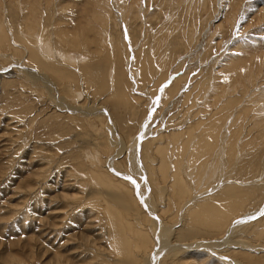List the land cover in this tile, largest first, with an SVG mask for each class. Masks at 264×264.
Wrapping results in <instances>:
<instances>
[{
	"label": "rangeland",
	"instance_id": "1",
	"mask_svg": "<svg viewBox=\"0 0 264 264\" xmlns=\"http://www.w3.org/2000/svg\"><path fill=\"white\" fill-rule=\"evenodd\" d=\"M233 262L264 264V0H0V264Z\"/></svg>",
	"mask_w": 264,
	"mask_h": 264
},
{
	"label": "bare ground",
	"instance_id": "2",
	"mask_svg": "<svg viewBox=\"0 0 264 264\" xmlns=\"http://www.w3.org/2000/svg\"><path fill=\"white\" fill-rule=\"evenodd\" d=\"M119 12H120V11H119ZM117 14H118V13H117ZM127 23H128V22H127ZM1 31H2V29H1ZM12 35H13V34H12ZM52 37H53V36H52ZM27 38H28V37H27ZM33 38H34V37H33ZM42 38H43V37H42ZM26 40H27V39H26ZM49 40H50V39H49ZM30 43H31V42H30ZM30 43H29V44H30ZM43 46H44V45H43ZM51 46H52V45H51ZM71 46H72V45H71ZM52 48H53V47H52ZM37 50H38V49H37ZM78 50H79V49H78ZM50 51H51V50H50ZM56 51H57V50H56ZM54 52H55V51H54ZM69 52H70V51H69ZM28 53H29V52H28ZM42 53H43V52H42ZM40 54H41V53H40ZM27 55H28V54H27ZM56 55H57V53H56ZM33 56H34V54H33ZM57 56H58V55H57ZM73 56H74V55H72V58H73ZM50 57H51V56H50ZM60 57H62V60H64V62H65V60H66L69 56L67 55V53H63V54H61V55L59 56V58H60ZM74 59H75V57L73 58V60H74ZM81 59H83V58H81ZM56 60H57V59H56ZM52 61H53V59H52ZM76 61H78V60H76ZM83 61H85V60H83ZM83 61H82V62H83ZM66 62H67V60H66ZM80 62H81V60H80ZM82 62H81V63L77 62V63H79V64H84V63H82ZM59 63H60V62H59ZM68 63H69V62H68ZM71 63H72V62H71ZM65 65H66V63H65ZM73 65H74V64H73ZM21 66H22V65H21ZM18 68H19V67H18ZM18 68H17V69H18ZM41 68H42V67H41ZM19 69H20V68H19ZM21 70H22V69H21ZM23 70H24V72H25L26 74H29L27 71H25V69H23ZM23 70H22V71H23ZM63 70H64V69H63ZM44 71H45V70H44ZM52 71H53V70H52ZM52 71H51V72H52ZM54 71H55V70H54ZM54 71H53L52 73H54ZM57 71H58V70H57ZM49 72H50V71H49ZM50 74H51V73H50ZM29 75H30L31 77H33L35 80H37V79H36L37 77H35L36 75H33L32 73H30ZM29 75H28V77H29ZM45 75H46V74H45ZM59 75H60V74H59ZM46 76H47V75H46ZM51 76H53V75H51ZM53 77H54V76H53ZM33 78H32V79H33ZM54 78H55V77H54ZM32 79H31V80H32ZM34 79H33V80H34ZM56 79H57V78H56ZM35 80H34V82H35ZM38 80H39V79H38ZM41 80H44V82H48V83L51 84V81L49 82V81H47V79L45 80V77H44V76H42V79H41ZM58 80H59V79H58ZM67 81H68V80H67ZM178 81H179V80H178ZM62 82H63V81H62ZM54 83H55V82H54ZM173 83H174V82H173ZM175 83H176V82H175ZM175 83H174V84H175ZM170 88H171V87H170ZM62 101H63V100H62ZM93 105H94V104H93ZM93 105H92V106H93ZM98 106H99V105H98ZM95 107H96V106H95ZM95 107H94V109H96ZM101 107H103V106H101ZM101 107H100V109L102 110ZM104 108H105V106H104ZM97 110H98V109H97ZM143 133H146L144 136L149 137V136H151V134H152L153 132H152L151 128H148V129H146V130L144 129ZM144 136H143V137H144ZM135 142H137V139H135ZM214 142H215V141H214ZM213 156H214V155H213ZM213 164H214V163H213ZM109 169H110V168H109ZM110 171L114 172L112 169H110ZM114 173H115V172H114ZM115 174H116V173H115ZM115 174H114V175H115ZM117 176H118V175H117ZM119 176H120V175H119ZM121 177H124V176L121 175ZM125 178H126V177H125ZM110 185H111V184H110ZM159 187H160V186H159ZM130 198H131V197H130ZM208 210H209V209H208ZM208 210H207V211H208ZM220 215H221V214H220ZM218 216H219V215H218ZM167 230H168V229H165V232H167ZM164 234H165V233H164ZM226 242H227V239H226ZM223 243H225V242H223ZM221 245H223V244H221ZM201 246H202V245H201ZM219 246H220V245H219ZM162 252H163V250L161 249V250H160V255H163ZM212 252H213V251H212ZM160 255H159V256H160ZM233 264H237V263L233 262Z\"/></svg>",
	"mask_w": 264,
	"mask_h": 264
},
{
	"label": "water",
	"instance_id": "3",
	"mask_svg": "<svg viewBox=\"0 0 264 264\" xmlns=\"http://www.w3.org/2000/svg\"><path fill=\"white\" fill-rule=\"evenodd\" d=\"M167 85V84H166Z\"/></svg>",
	"mask_w": 264,
	"mask_h": 264
}]
</instances>
